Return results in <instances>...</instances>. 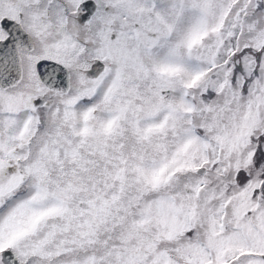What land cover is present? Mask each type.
I'll return each mask as SVG.
<instances>
[{
    "label": "snow or ice",
    "instance_id": "obj_1",
    "mask_svg": "<svg viewBox=\"0 0 264 264\" xmlns=\"http://www.w3.org/2000/svg\"><path fill=\"white\" fill-rule=\"evenodd\" d=\"M0 264H264V0H0Z\"/></svg>",
    "mask_w": 264,
    "mask_h": 264
}]
</instances>
